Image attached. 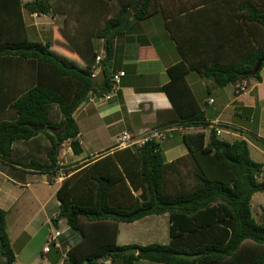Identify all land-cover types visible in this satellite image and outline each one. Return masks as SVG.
<instances>
[{
  "label": "trees",
  "instance_id": "1",
  "mask_svg": "<svg viewBox=\"0 0 264 264\" xmlns=\"http://www.w3.org/2000/svg\"><path fill=\"white\" fill-rule=\"evenodd\" d=\"M52 1L0 0V162L10 170L45 175L49 181L63 171L55 193L59 211L52 223L64 219L79 233L84 222L110 221L115 236L119 223L168 214L167 244H112L87 260L106 254L112 259L123 258L125 264L136 260L264 264V223L255 221L250 205L252 196L264 191V170L262 163L251 158L246 140L228 142L211 130L207 142L203 132L184 135L188 153L171 162H165L155 141L136 149L99 154L75 165L62 167L58 161L65 141L73 154L82 152L73 117L78 106L88 95L100 97L110 91L108 70L114 38L132 22L152 16L156 9L163 15L180 57L169 69L171 80L162 90L180 124L207 128L196 95L184 77L194 72L218 87L259 79L264 66V2L178 0L179 5L168 10L164 6L167 0H141L138 8L137 0H114L119 5L118 15L106 20L100 32L102 39L107 38V51L99 62L106 79L89 92L93 68H78L58 56L50 43L29 38L23 14L49 15ZM126 10L132 11L131 18L124 27L114 28ZM259 61L261 67L253 74ZM65 121L67 127L57 141L51 130ZM30 125L44 129L33 131ZM41 135L47 143L41 141ZM250 140L264 152L263 139ZM19 144L20 151L16 150ZM23 149L28 150L22 153ZM127 248L138 252H115ZM0 257V264L14 262L6 211L1 207Z\"/></svg>",
  "mask_w": 264,
  "mask_h": 264
},
{
  "label": "crops",
  "instance_id": "2",
  "mask_svg": "<svg viewBox=\"0 0 264 264\" xmlns=\"http://www.w3.org/2000/svg\"><path fill=\"white\" fill-rule=\"evenodd\" d=\"M51 4L52 11L63 7L58 12V16L63 15L62 21V17L57 19L55 11L51 16L25 12L23 18L27 29L31 27L32 34L41 39L44 32L55 31L56 40L63 38V59L78 68L90 66L94 69L93 75H96L102 69L100 59L106 53L105 39L100 37V32L106 20L118 15V3L114 0H53ZM177 5L178 0H167L164 4L168 10ZM156 11L142 21L132 22L114 38L108 78L110 83L112 75L123 72L119 89L109 100L88 95L78 106L73 117L79 130L77 138L82 152L73 154L69 141H65L58 156L60 165H75L99 154L120 151L113 150V146L115 137L122 132L139 133L154 127H170L166 139L158 143L165 162L188 153L183 141L188 133L203 132L205 142L208 141L211 130L180 124L171 101L162 90L170 83L169 69L180 62V57L175 41L165 27L163 15ZM29 38L35 41L33 37ZM51 47L53 50V44ZM97 57L99 61H96ZM184 78L196 95L205 122L218 125L221 133L217 137L228 142L244 139L248 143L250 156L255 151L264 158V152L257 143L250 140H264V66L259 79L243 80L246 89L238 93L235 92L236 84L218 87L194 72H187ZM209 99L213 103H209ZM251 158L264 166V160ZM37 176L39 174L31 170H11L2 176L0 183V207L6 211V216L13 211L11 226L7 224L14 253L13 264H125L123 258L112 259L106 254L98 260L87 258L97 255L108 245L145 246L157 243V237L162 241L165 237L162 233L168 235V214L149 215L132 223H119L115 236V227L110 221L84 222L82 233L71 230L64 219L55 225L52 219L59 211L55 193L63 180L49 181L45 175H40L42 183L47 184L51 192L37 193L29 190L36 183ZM15 186L29 190L28 195L16 194ZM54 230H59L61 234L45 253L43 248L47 237ZM168 242L169 235L167 242L161 244ZM132 264L164 263L136 260Z\"/></svg>",
  "mask_w": 264,
  "mask_h": 264
},
{
  "label": "rangeland",
  "instance_id": "3",
  "mask_svg": "<svg viewBox=\"0 0 264 264\" xmlns=\"http://www.w3.org/2000/svg\"><path fill=\"white\" fill-rule=\"evenodd\" d=\"M31 1V0H30ZM181 1H184V0H181ZM259 1H263L264 2V0H259ZM52 8V7H51ZM60 9H62L63 10V7H60ZM60 9H57V8H54L53 9V11H55V12H57V13H55L56 15H57V19H59V17L61 18V20L60 21H62V19H63V15L62 14H60V16H58L59 14H58V12H59V10ZM61 10V11H62ZM52 11V9H51V11H50V14L48 15V16H51L54 12ZM59 26V25H58ZM57 26V27H58ZM27 33H28V35L30 36V37H33L34 38V40L35 41H38V42H40V43H42V42H45V41H48V43H50V45L52 46V44H53V51L55 52H57L56 54L58 55H60L61 56V58H63V38H60L59 37V39H57L56 40V37H57V34H56V32L55 31H47V32H44L43 34H44V36H42L43 38L41 39L40 37H35L33 34H32V28L30 27L29 29H27ZM53 42V43H52ZM58 55V56H59ZM250 79H253V78H250ZM2 117L0 116V119H1ZM7 117H5V119H6ZM40 139H41V141L45 144V143H47V141H46V139L41 135V137H40ZM20 149H22V145H18L17 147H16V150H19L20 151ZM29 149V148H28ZM28 149H23V150H21L22 151V153L24 152V151H27ZM43 154V156H44V153H42ZM251 156L256 160V159H259V160H264V158L263 157H261V156H259V155H257L256 153H255V151H253V153L251 154ZM61 161L63 162V156H62V159H61ZM62 167H63V165H61ZM65 166H68V165H65ZM263 170H264V166H263ZM9 172H11V170L7 167V166H4V164H2L1 162H0V183H1V181H2V176H6ZM62 174V175H61ZM63 177L64 175H63V171H61L60 172V174L58 175V176H56L54 179H56V178H58V177ZM47 179H48V177H47ZM53 179V180H54ZM49 180V179H48ZM50 188L47 186V184H43L42 183V177L39 175V176H37V178H36V183L35 184H33V186H31L30 188H29V190H35V191H37V193H47L48 191H50L51 192V190H49ZM29 190H22V188H20V187H17V186H15V192H16V194H18V195H20V193H24V195L26 196V195H28V191ZM250 205H251V213H252V216H253V218L255 219V221L256 222H258V223H261V224H263L264 223V191L263 192H257V193H255L253 196H252V198H251V201H250ZM13 211H10L8 214H7V216H6V222H7V224L9 225V226H11V222H12V216H13ZM125 227L126 226H124L123 227V229H125ZM63 228V227H62ZM11 234V236H12V232L10 233ZM162 236H165V237H163L164 239H162V241H160L161 239H159V237H157L155 240H159L156 244H161L162 242H164V243H166L167 242V240H168V235H166V233H162ZM1 257H0V262H1Z\"/></svg>",
  "mask_w": 264,
  "mask_h": 264
},
{
  "label": "built area",
  "instance_id": "4",
  "mask_svg": "<svg viewBox=\"0 0 264 264\" xmlns=\"http://www.w3.org/2000/svg\"><path fill=\"white\" fill-rule=\"evenodd\" d=\"M96 61H99V58H96ZM124 75L123 72H119L117 74H114L110 78L111 88L108 93H104L102 95V99L109 100L112 96H114L118 89H119V83L120 78ZM246 83L244 81H239L235 85V92H242L246 89ZM209 103H213L212 99H209ZM207 128L210 130H214L216 133V136L221 133V131L218 129V125L215 123L208 124ZM170 132V127H154L145 129L143 131H140L139 133H133V132H122L119 135L115 137L114 140V146L113 150H121L125 148H140L144 144L155 141L157 143L163 142L168 133ZM62 175V174H61ZM56 180H63V177H58ZM61 234L59 230H54L50 233V235L47 237L46 245L43 248V252H48L50 249V246L55 243L57 237Z\"/></svg>",
  "mask_w": 264,
  "mask_h": 264
},
{
  "label": "water",
  "instance_id": "5",
  "mask_svg": "<svg viewBox=\"0 0 264 264\" xmlns=\"http://www.w3.org/2000/svg\"><path fill=\"white\" fill-rule=\"evenodd\" d=\"M141 0H137V3L135 5V8L139 7ZM132 16V11L131 10H126L123 14H122V19L121 21L114 27V28H121L124 27L128 20L131 18ZM113 29V28H112ZM16 51V50H15ZM107 51V38L105 39V52ZM262 61H259L254 70H253V74L256 73L260 67H261ZM105 73L103 71V69H101L99 71V73H97L96 75H93L91 77V86H90V90L89 92L94 88V87H101L105 81ZM33 131H41L44 129L43 126H38V125H30L29 126ZM67 127V121H65L63 123L62 126H60L59 128L53 129L51 130L53 135L55 136L56 140L58 141L60 136L63 134V132L65 131ZM116 253H121V254H126V255H130V254H137V250L134 248H127V249H123V250H119V251H115Z\"/></svg>",
  "mask_w": 264,
  "mask_h": 264
}]
</instances>
